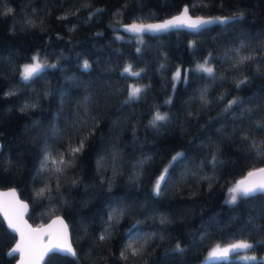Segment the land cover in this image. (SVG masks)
Returning a JSON list of instances; mask_svg holds the SVG:
<instances>
[{"label":"trees","instance_id":"obj_1","mask_svg":"<svg viewBox=\"0 0 264 264\" xmlns=\"http://www.w3.org/2000/svg\"><path fill=\"white\" fill-rule=\"evenodd\" d=\"M184 5L193 15L243 18L140 37L121 28ZM37 53L56 67L22 80ZM240 56L252 59L237 64ZM206 58L212 77L195 71ZM129 64L139 77L122 75ZM130 85L146 86L136 100L128 101ZM25 104L34 107L20 111ZM157 110L168 119L152 127ZM253 141L264 149V0H0V187L29 201L34 225L60 213L77 253L43 264H264V192L227 203L237 178L264 165ZM45 152L70 166L42 170ZM5 224L0 216V264H13L15 234ZM238 239L253 245L239 251L255 260L209 258L216 244Z\"/></svg>","mask_w":264,"mask_h":264},{"label":"snow or ice","instance_id":"obj_2","mask_svg":"<svg viewBox=\"0 0 264 264\" xmlns=\"http://www.w3.org/2000/svg\"><path fill=\"white\" fill-rule=\"evenodd\" d=\"M99 11V10H97ZM7 13H11L12 9H6ZM189 9L187 6L176 16H173L171 19H166L161 23L156 24H143V23H132L130 25H124V29L127 32L136 34L138 37L142 33L151 32V33H162L167 32L172 29L178 28H187L190 30H198L205 25L219 23L221 25L228 24L229 22L235 23L243 18V13H239L233 16L226 17H212V18H203L197 17L193 19L189 16ZM99 35V34H98ZM120 39V37H117ZM139 51V49H137ZM252 59L251 56H240L236 61L237 64L243 63L247 60ZM55 64H48L47 61H42L39 53L34 54L31 57V63H27L22 66L21 78L24 81H29L35 76L39 75L45 68H54ZM90 67L87 60L83 63V68L87 70ZM163 67V65L161 66ZM133 66L131 64L126 65L122 70V75L127 74L132 77H139L142 69L140 71H132ZM189 70H183V78L187 79V72ZM195 71L199 73H204L209 77H212L214 74L213 67L209 64L208 59L206 58L204 63L197 64ZM182 78V70L178 67L177 70L173 73L172 81L173 88L176 86V82ZM247 82V78L244 80L236 81V87L239 88L241 85ZM146 86H136L130 85L128 89V101L136 100L144 90ZM206 89L201 93V100L204 104H207L208 101L205 98ZM5 96L15 95L14 91H9L4 93ZM223 99V97H221ZM127 102V101H126ZM171 103V97L165 102ZM240 103L237 98L228 101L226 105V110L231 108L233 105ZM28 107H34V105L25 104L20 111H25ZM168 117L166 114H161L158 110L154 113L152 119L149 121V124L152 127H156L158 122L167 120ZM264 144V141L260 142ZM84 143L81 141L79 146L72 148L71 153L74 156L76 153H79L83 150ZM252 148L255 149L256 155L258 157H264V149H261L255 141L252 142ZM183 156V153L177 152L175 156L169 161V164L165 166L164 170L161 172L160 176L156 179L153 186V193L159 195L161 192L162 184L167 179V174L169 168L172 166L173 162ZM49 162L56 167L57 171H61L62 167H68L71 164V161L65 160L63 154H60L59 160L52 158L51 154L45 152L43 160L41 162V169H45ZM217 157L214 154L212 157L211 163L215 165L217 163ZM45 189H40L37 192V196H43ZM256 192H264V168H259L254 171H250L245 177L244 180L238 181L232 188L229 189V199L227 203L234 204L237 201L238 196H250ZM12 197L15 196V191L7 194ZM0 210L3 211L4 219L7 221L8 229L13 233H17L20 236V239L17 241L14 248L9 252V255H14L15 253H20L21 260L19 264H40L41 261L45 260V257L53 258L57 255L61 256H71L76 257L77 253L72 247L71 243L68 241L67 237V225H63V221H58L63 227L55 232L50 231L51 225L48 229L38 228L31 229L23 221V213L27 210V205L22 204L21 202L12 199L5 200L0 202ZM111 220L112 217L110 216ZM53 223H57L54 221ZM163 223V221H162ZM105 236H101L100 239H105ZM44 240H47L48 243H43ZM131 247V246H129ZM253 245L247 241H238L236 243L229 244L227 246L221 247L220 245L215 246L209 253V258H217L227 260L231 253L237 252L239 250H248L251 249ZM176 252L183 251L180 244L176 245L174 249ZM133 255L137 254L136 249H132ZM123 255V253H122ZM243 260H255L254 256H244L241 257Z\"/></svg>","mask_w":264,"mask_h":264},{"label":"water","instance_id":"obj_3","mask_svg":"<svg viewBox=\"0 0 264 264\" xmlns=\"http://www.w3.org/2000/svg\"><path fill=\"white\" fill-rule=\"evenodd\" d=\"M185 6H187V5H184L183 6V8L181 9V11L184 9V7ZM188 7V6H187ZM189 9V8H188ZM180 11V12H181ZM180 12H177V13H174L173 14V16H176V15H178ZM189 14V16H191L193 19H195V18H197V17H203V18H212V17H226V16H231V15H226V16H221V15H216V16H210V15H205V16H202V15H200V14H191L190 12L188 13ZM173 16H170V17H163V19H160V20H158V19H153V21H142V22H137V21H131L130 23H125V24H123L122 26H121V28H122V30H124L125 31V29H124V25H130V24H132V23H143V24H156V23H161V22H163L164 20H166V19H171ZM213 26V25H216V23H213V24H209V25H205V26H203L202 28H200V29H203V28H206V26ZM181 29H187V28H181ZM188 30H190V29H188ZM190 31H193V30H190ZM127 32V31H126ZM127 33H131V32H127ZM145 33H147V34H152L151 32H145ZM143 34V33H142ZM259 168H264V165H262V166H256L255 168H253V169H249L248 171H246L245 173H244V175L243 176H241L240 178L238 177L237 178V182L238 181H241V180H244L245 179V177H247V175H248V173L250 172V171H254V170H256V169H259ZM237 182H235V184L237 183ZM15 191V196L14 197H12V196H10V195H7V194H9V193H11L12 191ZM257 193V192H256ZM255 193V194H256ZM254 195V194H253ZM12 199H15V200H17V201H19V202H21L22 204H24V205H27V210L23 213V221L26 223V225L27 226H29L31 229H38V228H44V229H48L49 228V226L51 225V229H49L50 231H53V232H55V231H57V230H59V229H61L62 227H63V225H67V237H68V241L71 243V245H72V247H73V241L71 240V234H70V229H69V225H68V220H65L64 218H63V216H61V214L60 213H56V215H53L52 217L50 216L47 220H46V222L45 223H39V224H36V225H34L32 222H30L29 221V218H28V216H27V213H29L28 211H29V204H28V202L29 201H27L26 199H22V198H20V196L18 195V191H17V189L13 186V187H0V202H3V201H5V200H12ZM0 216H1V218H2V220L4 221V223H6L5 225L7 226V221L4 219V214H3V211L2 210H0ZM54 221H57V223H53ZM58 221H63V225H61ZM8 227V226H7ZM10 230V229H9ZM11 231V230H10ZM12 232V231H11ZM13 233V232H12ZM15 234V241H14V245L13 246H11V248H9V250H8V254H9V252H10V250L12 249V248H14L15 247V245H16V243H17V241L20 239V236H19V234H17V233H14ZM43 243H45V244H47L48 243V241L47 240H44L43 241ZM74 248V247H73ZM17 254V255H16ZM14 255H16V258H15V260H14V262H13V264H19V262H20V260H21V255H20V253H15ZM44 263V261H41L40 262V264H43Z\"/></svg>","mask_w":264,"mask_h":264},{"label":"rangeland","instance_id":"obj_4","mask_svg":"<svg viewBox=\"0 0 264 264\" xmlns=\"http://www.w3.org/2000/svg\"><path fill=\"white\" fill-rule=\"evenodd\" d=\"M42 61H43V59H41ZM27 63H31V58L28 60V62ZM27 63H25V64H27ZM24 64V65H25ZM49 64H51V63H49ZM239 241H243L242 239H238ZM238 240L236 241V242H238ZM236 242H232V243H236ZM231 242H228L227 244H216L215 246H217V245H220L221 247H224V246H227V245H229V244H232ZM214 246V247H215ZM214 247H212V248H210V250H209V252H208V256H209V253H210V251L214 248ZM230 255H232V257H236V258H241V257H244V256H254L252 253H248V254H246V253H243L242 251H238V252H236V253H231ZM254 257H256V256H254ZM262 258H264V254L261 256ZM211 259H214V258H211Z\"/></svg>","mask_w":264,"mask_h":264}]
</instances>
